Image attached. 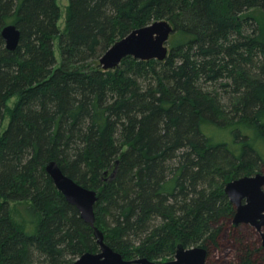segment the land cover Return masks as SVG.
Returning <instances> with one entry per match:
<instances>
[{
    "label": "trees",
    "instance_id": "obj_1",
    "mask_svg": "<svg viewBox=\"0 0 264 264\" xmlns=\"http://www.w3.org/2000/svg\"><path fill=\"white\" fill-rule=\"evenodd\" d=\"M69 2L61 31L57 0H0V130L18 97L0 135V264H70L99 251L47 172L52 160L99 191L96 224L126 259L170 260L183 244L220 264H264L260 236L233 224L225 193L264 171V21L242 18L259 9L264 19V0ZM159 19L174 26L164 61L127 56L103 69L112 44ZM8 24L21 31L15 50ZM11 201L29 202L36 232L17 225Z\"/></svg>",
    "mask_w": 264,
    "mask_h": 264
},
{
    "label": "water",
    "instance_id": "obj_2",
    "mask_svg": "<svg viewBox=\"0 0 264 264\" xmlns=\"http://www.w3.org/2000/svg\"><path fill=\"white\" fill-rule=\"evenodd\" d=\"M174 26L168 19H159L138 27L118 39L101 56L103 69H116L123 59L133 56L139 60L157 59L164 61L169 55V41ZM6 47L15 50L18 47L21 31L16 24H8L2 30ZM57 189L63 193L69 203L75 205L82 218L93 228L100 248L97 252L87 251L70 264H207L208 251L203 246L185 247L179 244L175 257L170 260H152L147 257L126 259L105 240V234L96 224L95 204L99 191L84 186L66 174L55 160L46 165ZM264 172L244 175L228 181L225 193L236 205L234 223H250L258 230L264 227ZM246 202L243 203V199ZM264 239V232H262Z\"/></svg>",
    "mask_w": 264,
    "mask_h": 264
},
{
    "label": "rangeland",
    "instance_id": "obj_3",
    "mask_svg": "<svg viewBox=\"0 0 264 264\" xmlns=\"http://www.w3.org/2000/svg\"><path fill=\"white\" fill-rule=\"evenodd\" d=\"M58 4L60 5L61 8V18L59 20V27L61 29V31H63L65 29L66 26V16L68 13V8H69V0H57ZM242 18H246V19H250L251 22H263V16L262 13L259 9H249L246 12H244L242 14ZM261 20V21H260ZM55 51H56V57L58 59L59 65H60V61H61V52H60V48H59V39L55 40ZM18 101V97H12L8 103V109L6 112V118L5 121L3 123V126L0 130V135L6 130V128L9 125L10 122V118H11V110L12 108L15 106L16 102ZM207 132L210 134H213V137H216L217 139H224V138H229L230 134L228 133V131L223 127H219V126H207ZM211 134V135H212ZM253 175V174H252ZM29 203L28 201H22V202H15V201H11L10 205H11V211H12V216L15 220V222L17 223V225H19V227L23 230H25L26 232H30V233H34L37 231V221H33L30 219V214L27 211V209L25 208L26 204ZM245 229H250L249 227L247 228V226H245ZM249 231V230H248ZM165 261V260H163ZM216 261V262H214ZM208 264H220L217 262V260H212V258H209L208 260Z\"/></svg>",
    "mask_w": 264,
    "mask_h": 264
},
{
    "label": "flooded vegetation",
    "instance_id": "obj_4",
    "mask_svg": "<svg viewBox=\"0 0 264 264\" xmlns=\"http://www.w3.org/2000/svg\"><path fill=\"white\" fill-rule=\"evenodd\" d=\"M261 172H264V171H261ZM253 174H255V173H253ZM247 175V174H246ZM250 175H252V174H250ZM242 176H244V175H242ZM241 177V176H240ZM235 179V178H234ZM263 189H264V186H263ZM228 196V195H227ZM228 198H229V196H228ZM230 199V198H229ZM231 201V200H230ZM232 202V201H231ZM244 202H246V198H244L243 199V203ZM233 204V207H234V215H235V212H236V205L234 204V203H232ZM234 219V218H233ZM233 224L234 225H249V226H251L252 228H254L255 229V231L257 232V234L260 236V238H261V242H262V246L264 247V239H263V235H262V232H264V227H262V229H263V231H260V230H258L254 225H252V224H250V223H239V224H235L234 223V221H233ZM204 247V246H203ZM208 251V250H207ZM176 254V253H175ZM174 257H175V255H174ZM208 260H209V257L207 256V260H206V263L208 264Z\"/></svg>",
    "mask_w": 264,
    "mask_h": 264
},
{
    "label": "bare ground",
    "instance_id": "obj_5",
    "mask_svg": "<svg viewBox=\"0 0 264 264\" xmlns=\"http://www.w3.org/2000/svg\"><path fill=\"white\" fill-rule=\"evenodd\" d=\"M260 172V171H259Z\"/></svg>",
    "mask_w": 264,
    "mask_h": 264
}]
</instances>
